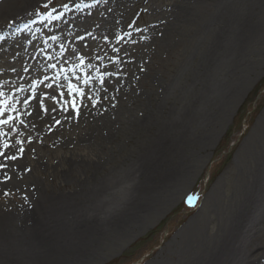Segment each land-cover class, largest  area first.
<instances>
[{"label":"rangeland","instance_id":"1","mask_svg":"<svg viewBox=\"0 0 264 264\" xmlns=\"http://www.w3.org/2000/svg\"><path fill=\"white\" fill-rule=\"evenodd\" d=\"M33 4L18 33L0 40V100L11 97L8 106L21 113L0 130L16 145L12 155L25 149L0 169V222H7L0 230L36 228L37 236L0 237V264H205L226 247L246 208L228 264H264V0ZM229 6L248 18V29L225 24ZM80 56L94 77L87 91L95 105L78 98L77 117L23 103L32 94L26 85L44 75L52 83ZM89 63L109 74L103 85ZM60 83H67L63 74ZM34 113L41 127L31 122ZM93 115L115 119L114 134L102 142L82 136ZM143 156L152 161L145 168ZM171 163L179 171L163 181ZM34 204L48 209L41 223ZM82 220L100 228L41 245L57 224Z\"/></svg>","mask_w":264,"mask_h":264},{"label":"bare ground","instance_id":"2","mask_svg":"<svg viewBox=\"0 0 264 264\" xmlns=\"http://www.w3.org/2000/svg\"><path fill=\"white\" fill-rule=\"evenodd\" d=\"M102 1H104V0H102ZM33 2H34V0H24V1L22 0V2H20L19 0H0V11L3 13V15L5 14L4 22H6V20H8L6 23H4L3 21H2L3 23H0V40L10 38L11 36H13V34L18 33V30H16V27L18 28L19 24L23 23V21H24L23 18L25 16V14L29 13V11L31 10V7L34 5ZM89 3L91 4L92 1H89ZM84 6H86V5H84ZM234 10L235 9L232 8V6H229L226 9H224V11L222 13V20L225 22V24H230V25L235 26L236 30L237 29H244V30L248 29L251 26L248 23V20H247L248 18L246 16H242V17L234 16ZM7 15H8V18H12V19L9 20L8 18H6ZM244 30H241V31L243 32ZM237 31L239 32V30H237ZM96 68H98V66L93 65L91 70H94L93 72L97 75ZM25 87L27 88L28 91H30V93L33 94L31 85L28 84ZM37 91H39L38 88H37ZM106 115H108V114H106ZM31 116L33 117L31 122L34 123L36 126L39 125V127H41L42 122H43L42 116H40V115L37 116L35 113L31 114ZM183 116L184 117L181 120H184L185 117L190 116V115L189 114H183ZM118 118H119V116H118ZM113 120H115V119H113V117L112 118H109V117L104 118L103 117V122H102V117L95 118V115H93V120L88 123L90 126L87 128L88 131H86L85 132L86 134H83L82 136H88L87 138L89 140L94 139V141H101V142L105 139H108L110 135L114 134V131L116 128V125L114 124ZM142 123H144V122H142ZM57 139H60V137H58ZM180 141H181V139H180ZM157 144L158 143H153V146L157 147L156 146ZM160 144H161V142H160ZM11 151H13V149H11ZM11 151L6 150V155H9V156L12 155ZM71 160L72 159L67 160L66 164L69 165V162ZM141 160H142V166H144V168L146 167V165H149L150 162H152L147 156H143ZM8 162H9V160H4L3 157H0V163L8 165ZM16 165L17 164H14L13 166H16ZM170 165L171 166L169 167V169L167 171H165V174L163 176H161V179L163 181L170 179V177H172V176H175L177 174V172L179 171V165H173V163H171ZM18 166H20V165H18ZM8 167H11V165H9ZM72 169L73 168H71V170ZM72 173H73V171H70V174H72ZM36 190L43 192L42 187L36 188ZM45 194H47V193H45ZM253 196H254V194H253ZM52 204H53V202H49L47 205L51 206ZM67 205L70 206V203L68 202ZM74 206H75V204L73 205V207ZM33 208H35L36 211H38L40 213V217H41L40 223H41L43 221L42 216L46 215V211H48V209L45 207H42V205H40V204H38V205L34 204ZM31 209L29 212L32 211ZM42 212H43V214H42ZM247 212L248 211L246 208L244 210V212L241 214V216L238 218L237 223H236L235 228H234V231H233V234H232V237L227 242L226 247L223 250L221 249L222 251L217 253L215 256H213V257L211 256L206 261L205 264H217L219 257H223L222 261L219 264H228L233 259V257L236 256V253L239 249V240L240 239L238 236H239V232L241 230L240 224H242L243 223L242 221L247 218V215H248ZM32 213H31V215H32ZM133 214L134 213L131 212V216ZM31 215H29V216H31ZM123 218L124 217L121 216L118 218H114L112 220H108V221L106 220L105 222H102V225L109 224L110 222H111V224H113V222H114V224L119 223L120 221L123 220ZM45 219H46V217H45ZM5 221L6 220L0 222L1 227H5L4 225H7V224H5V223H7ZM63 224L64 225L61 224L62 227H60L59 224H57L55 227V229H57V234L51 236L46 242H44L45 244L43 243L41 245L50 246L51 244L54 243L53 241H55L58 236H61L63 239H65L67 237V235H69V233H72V234L79 236V235H82L83 233L91 232L94 230L96 231L98 228H100V226L98 225V222H96L95 220H87V221H83V222L79 221L74 225H67L66 223H63ZM30 227H33V226H30ZM33 230L37 231L36 228ZM36 231L34 233L31 232L29 234V233H23V232H25L24 230H22V232H19L17 230L14 231L10 228H2V230H0V237L2 239H6V240H9L12 238H16V239H22L23 238V240L25 242V240L28 241L29 239L34 240L35 237L37 236ZM16 236H18V237H16ZM38 239H41V237H38Z\"/></svg>","mask_w":264,"mask_h":264},{"label":"snow or ice","instance_id":"3","mask_svg":"<svg viewBox=\"0 0 264 264\" xmlns=\"http://www.w3.org/2000/svg\"><path fill=\"white\" fill-rule=\"evenodd\" d=\"M67 7V5H65ZM53 40L56 39V37H52ZM77 39L83 40L84 37L78 36ZM105 40L108 39V37H104ZM61 48H63V45H61ZM96 59H101V57L97 56ZM85 60L83 56H80L79 63L74 65L73 67L69 68L67 71H65L64 68L60 69V72L56 74L54 78H51L53 80L52 83H47V81L50 80V77L47 75L43 76L42 80H35L32 83V91L33 94L29 97H26L23 100V103L25 105H28L29 102L36 103L37 110L43 111L44 113L48 112H55L57 111L58 107L62 109L63 111H73L75 112L76 116L78 117L80 115V107L81 103H78L79 101H83L84 99H90L91 103L95 105L98 101L95 98L90 97L89 92L87 91V88L89 85L93 83L94 77L86 71V68L84 67ZM49 68L56 69V64H49ZM93 65L89 63L87 65V68H92ZM79 69V72L81 75L76 74V70ZM15 71V69H13ZM98 73V79L103 85L105 83V76L109 75L108 73L104 71H100L99 69L96 70ZM71 73V76L68 75V73ZM63 74V79L67 82L66 84H61L60 76ZM83 85V86H82ZM42 86L43 88L47 89L48 91H44L42 94L37 91V87ZM19 91V89H17ZM0 96H4L3 92H0ZM12 99L11 97L0 100V116H3L5 112L12 113L16 112V109L14 107H9V100ZM46 101L51 102V107L46 106ZM17 102H20L17 100ZM21 113L16 112V116L8 115L6 119H0V125H7L12 123L14 120H16ZM31 115V114H29ZM21 124H23V121H20ZM56 124H60L59 120L55 121ZM12 131H16L15 128L12 129ZM9 133H5L4 131L0 130V157H3L4 160H11L15 161L18 159V154H23L25 149L23 147H19L17 149V154L14 155H6V150H11L16 147V145L11 144L7 139H3L7 137ZM28 140H31V137H28ZM17 144H23V141L17 140ZM6 164L0 163V169L6 168ZM5 181L10 180L11 177H8L7 174L4 176ZM9 193H5V195H8ZM192 197L190 196L188 198V203H192Z\"/></svg>","mask_w":264,"mask_h":264}]
</instances>
